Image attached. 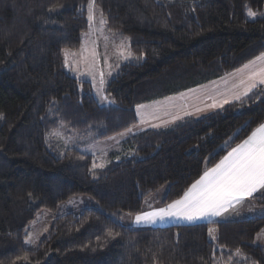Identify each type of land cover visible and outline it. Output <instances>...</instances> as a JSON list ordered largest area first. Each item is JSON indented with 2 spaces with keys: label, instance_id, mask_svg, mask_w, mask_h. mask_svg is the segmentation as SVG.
Masks as SVG:
<instances>
[{
  "label": "trees",
  "instance_id": "trees-1",
  "mask_svg": "<svg viewBox=\"0 0 264 264\" xmlns=\"http://www.w3.org/2000/svg\"><path fill=\"white\" fill-rule=\"evenodd\" d=\"M88 1L0 0V264H264V246L254 243L264 215L121 223L163 185L161 205L180 198L263 123L264 85L202 117L135 133L104 153L63 147L49 136L64 127L83 141L107 139L136 123L139 104L260 55L264 0H93L131 56L105 84L114 101L107 105L62 60L88 29ZM76 195L93 205L57 216L37 247L26 248L36 214ZM253 197L264 203V195Z\"/></svg>",
  "mask_w": 264,
  "mask_h": 264
},
{
  "label": "crops",
  "instance_id": "crops-1",
  "mask_svg": "<svg viewBox=\"0 0 264 264\" xmlns=\"http://www.w3.org/2000/svg\"><path fill=\"white\" fill-rule=\"evenodd\" d=\"M120 43H123V39H120ZM130 59L131 56L129 53V55L126 56L125 60H120L119 63L114 64V70L112 74H114V72L123 62L128 61ZM111 76L107 78L106 82ZM260 77H264V52L256 56L252 60L246 62L241 67L229 73H226L218 78H215L211 81L198 84L196 86L190 87L188 89H185L183 91L177 92L175 94L166 97H162L150 102L139 104L138 106L135 107L136 123L126 131L120 132L122 133V135H120L115 140H112L110 143L106 145L118 144L124 139L128 138L129 136L138 133L140 131H144L148 129L164 128L185 118H198L207 115L211 112H214L216 110H219L222 107L228 105L229 103H232L247 95L252 90L251 89L250 91H247V94H245L246 90L248 89V86L251 83L256 82L257 85L256 87L264 85L259 83ZM237 97L239 98L237 99ZM247 137L245 139H247ZM244 140H242L239 144H241ZM80 141L81 142L78 147L79 150L84 153H95L88 148V146L91 144H96L97 148L104 146V144L101 143L102 140L96 142H89L80 139ZM239 144H237L233 148H236ZM232 149H230L216 164H218L229 152H231ZM215 165L210 168L215 167ZM204 172L202 173V175L204 174ZM198 179H196L195 181H197ZM195 181L193 183H195ZM191 185L188 188H190ZM260 194L264 195V193L262 192ZM180 198L176 200H179ZM249 198L252 199V197L244 198L241 203L235 204L232 207L227 208L225 211L221 212L219 216H207L192 221H189L180 215H165L163 218L157 216L155 218L142 219L139 222L136 220V217L138 215H143L144 213L157 212L161 208L166 209L167 205L173 202L172 201L168 204L161 205L160 204V201L162 200L161 199L155 203H150V204L146 203L144 204V206L142 204V211L138 214L123 215L121 219L124 218L125 221L124 223L123 222L121 223L133 227H151V226H166L172 224H193V223H201V222L213 223L226 219H241L237 215L238 207L244 206L246 203H248L247 199ZM210 229H212L210 236L214 238L216 229L213 226L209 227V230Z\"/></svg>",
  "mask_w": 264,
  "mask_h": 264
},
{
  "label": "rangeland",
  "instance_id": "rangeland-1",
  "mask_svg": "<svg viewBox=\"0 0 264 264\" xmlns=\"http://www.w3.org/2000/svg\"><path fill=\"white\" fill-rule=\"evenodd\" d=\"M85 9L88 29L82 34L78 47L63 50V64L77 78L90 81L93 95L99 105L113 104V99L105 91V83L107 78L113 73L114 64L119 63L120 60H125L126 56L129 55L127 40L106 30L105 20L93 0H89L86 3ZM120 39H123V43H120ZM120 135L122 133L102 140L101 143L104 146L100 148H97L96 144H91L88 148L95 153H104L117 145L106 144ZM49 136L58 141L63 147H78L81 142L80 139H82L75 135H67L64 127H58L56 130L51 131ZM166 190L167 185H163L156 192L150 194L144 200L143 206L146 203H155L163 199ZM260 193L257 192L253 195H261ZM247 201L248 203L244 206L238 207L237 215L239 218L264 215V203L250 198ZM93 203V199L87 195H76L59 202L53 210H40L29 224V229L23 242L24 246L29 249H35L57 216L66 212L78 214L85 207L93 205ZM124 221V218H122L121 222L124 223ZM254 243L264 246V227L255 234Z\"/></svg>",
  "mask_w": 264,
  "mask_h": 264
},
{
  "label": "snow or ice",
  "instance_id": "snow-or-ice-1",
  "mask_svg": "<svg viewBox=\"0 0 264 264\" xmlns=\"http://www.w3.org/2000/svg\"><path fill=\"white\" fill-rule=\"evenodd\" d=\"M249 15L254 13L250 12ZM259 83L264 84V77L259 78ZM256 86V82L251 83L245 94ZM257 192L264 193V123L215 167L205 171L179 200L167 205L166 209L138 215L136 220L139 222L157 216L180 215L192 221L219 216L227 208L241 203L246 197H253ZM209 232L211 234L212 229Z\"/></svg>",
  "mask_w": 264,
  "mask_h": 264
}]
</instances>
